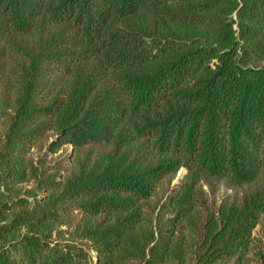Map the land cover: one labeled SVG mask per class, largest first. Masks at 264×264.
I'll list each match as a JSON object with an SVG mask.
<instances>
[{
  "label": "trees",
  "instance_id": "16d2710c",
  "mask_svg": "<svg viewBox=\"0 0 264 264\" xmlns=\"http://www.w3.org/2000/svg\"><path fill=\"white\" fill-rule=\"evenodd\" d=\"M0 264H264V0H0Z\"/></svg>",
  "mask_w": 264,
  "mask_h": 264
},
{
  "label": "rangeland",
  "instance_id": "374dc122",
  "mask_svg": "<svg viewBox=\"0 0 264 264\" xmlns=\"http://www.w3.org/2000/svg\"><path fill=\"white\" fill-rule=\"evenodd\" d=\"M183 173H184V171H183V170H182V171H180V172L178 173V178H181Z\"/></svg>",
  "mask_w": 264,
  "mask_h": 264
}]
</instances>
